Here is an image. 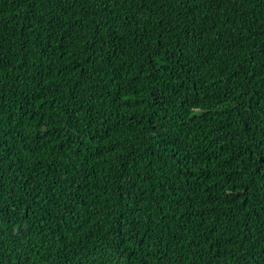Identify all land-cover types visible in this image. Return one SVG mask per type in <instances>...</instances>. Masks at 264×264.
<instances>
[{
    "label": "trees",
    "instance_id": "trees-1",
    "mask_svg": "<svg viewBox=\"0 0 264 264\" xmlns=\"http://www.w3.org/2000/svg\"><path fill=\"white\" fill-rule=\"evenodd\" d=\"M0 264H264V0H0Z\"/></svg>",
    "mask_w": 264,
    "mask_h": 264
}]
</instances>
